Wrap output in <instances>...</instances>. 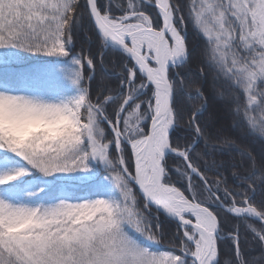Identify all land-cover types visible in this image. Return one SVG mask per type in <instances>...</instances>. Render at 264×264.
<instances>
[{"label": "snow or ice", "instance_id": "snow-or-ice-1", "mask_svg": "<svg viewBox=\"0 0 264 264\" xmlns=\"http://www.w3.org/2000/svg\"><path fill=\"white\" fill-rule=\"evenodd\" d=\"M86 24L120 68L95 94ZM8 45L74 56L80 91L0 73V264H264V0H0Z\"/></svg>", "mask_w": 264, "mask_h": 264}, {"label": "trees", "instance_id": "trees-1", "mask_svg": "<svg viewBox=\"0 0 264 264\" xmlns=\"http://www.w3.org/2000/svg\"><path fill=\"white\" fill-rule=\"evenodd\" d=\"M196 45L197 51L199 50V42L193 41ZM74 47L77 55H83L84 59L90 58L89 53L96 57L94 65L95 79L91 81V91L93 94L98 90L97 85H104L108 88H114L116 86V77L112 73H118L120 68L116 65V53L111 49H106V55L103 57V64L101 65V57L97 52V41L94 30L90 25H85L74 35ZM6 60V62L2 61ZM17 60H21L18 62ZM85 63V60H84ZM85 72V85L89 84L87 73L88 69L85 67L82 69ZM76 72L75 57L72 55H60V54H48L43 52L28 51L23 48H17L12 45L0 48V73L11 76L13 86H32L38 87L44 94L53 93L64 97L67 101L72 100L79 94L78 84L73 82V78ZM50 74L54 81V86L49 88L46 86L42 79L43 74ZM42 85V86H41ZM204 92L208 97V107L216 109L223 121L228 122L230 114L225 115L220 112L222 104L220 101L214 100L213 90L210 82L206 79L204 82ZM106 94H111L106 93ZM220 108V109H219ZM205 116L207 113L205 112ZM228 115V117H227ZM243 140L245 143L251 144L257 152L261 149V144L258 138L252 137H238L237 143ZM201 143V141H197ZM231 153H236V148L228 149ZM20 161V158L16 157ZM102 171V167H101ZM211 177L213 174L208 173ZM231 179L229 183H231ZM108 191L107 195H115V189L110 182L105 181ZM179 186V185H177ZM255 198L259 200V196L255 195ZM138 206L142 209L143 202L138 199ZM259 249H256L258 254Z\"/></svg>", "mask_w": 264, "mask_h": 264}, {"label": "rangeland", "instance_id": "rangeland-1", "mask_svg": "<svg viewBox=\"0 0 264 264\" xmlns=\"http://www.w3.org/2000/svg\"><path fill=\"white\" fill-rule=\"evenodd\" d=\"M85 60V59H84ZM4 62H6V60H2ZM18 62H21V60H17ZM86 62V61H85ZM42 86V85H41ZM0 90H4V84L0 83ZM9 90L18 93V94H26V95H32L35 96L45 102H52V103H62V102H66L64 99L60 98L59 96H49V97H45L43 94H41V90L34 87H27V86H21V87H11ZM222 106V105H221ZM220 109V108H219ZM220 112L222 114H226L228 113L225 108L222 106V108L220 109ZM226 116V115H225ZM228 117V115H227ZM229 120V119H228ZM19 158V157H18ZM20 163H23V161L20 159ZM93 164L95 165V162H93ZM102 172V171H101ZM37 176H39V174H37ZM141 200L142 202V198L137 194V200Z\"/></svg>", "mask_w": 264, "mask_h": 264}]
</instances>
